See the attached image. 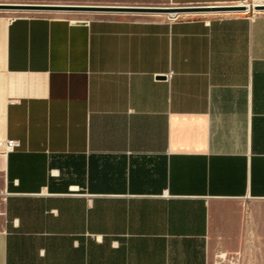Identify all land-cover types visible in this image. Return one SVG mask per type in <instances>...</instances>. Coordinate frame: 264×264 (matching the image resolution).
I'll return each instance as SVG.
<instances>
[{
	"label": "crops",
	"instance_id": "obj_1",
	"mask_svg": "<svg viewBox=\"0 0 264 264\" xmlns=\"http://www.w3.org/2000/svg\"><path fill=\"white\" fill-rule=\"evenodd\" d=\"M91 13H0V264H264V12Z\"/></svg>",
	"mask_w": 264,
	"mask_h": 264
},
{
	"label": "water",
	"instance_id": "obj_2",
	"mask_svg": "<svg viewBox=\"0 0 264 264\" xmlns=\"http://www.w3.org/2000/svg\"><path fill=\"white\" fill-rule=\"evenodd\" d=\"M0 10L13 11H50V12H127L141 14L182 15L186 13L208 12H247L250 8L243 5H209V6H148V7H121L97 5H60V4H0ZM254 12H264V5L253 6Z\"/></svg>",
	"mask_w": 264,
	"mask_h": 264
},
{
	"label": "rangeland",
	"instance_id": "obj_3",
	"mask_svg": "<svg viewBox=\"0 0 264 264\" xmlns=\"http://www.w3.org/2000/svg\"><path fill=\"white\" fill-rule=\"evenodd\" d=\"M264 0H241L239 2H233L224 5H237L241 2L249 3L252 6L255 2ZM0 4H60V5H97V6H121V7H148V6H159V7H170L178 6L171 0H0ZM211 6L222 4H194L193 6ZM1 14L8 16H18L24 14H45L54 12L50 11H13V10H0ZM79 15L93 14L91 12H70ZM107 14L115 15H152V14H141V13H127V12H105ZM250 14L253 13V8L250 10Z\"/></svg>",
	"mask_w": 264,
	"mask_h": 264
},
{
	"label": "built area",
	"instance_id": "obj_4",
	"mask_svg": "<svg viewBox=\"0 0 264 264\" xmlns=\"http://www.w3.org/2000/svg\"><path fill=\"white\" fill-rule=\"evenodd\" d=\"M236 13H238V12H236ZM179 18H180V15L169 16V17H168V21H176V20H178ZM170 76H171V75H170ZM170 76H169V77H170ZM19 145H20L19 142L15 141V140H9V141H7L6 144H5V149H6L7 151H12V150L18 148Z\"/></svg>",
	"mask_w": 264,
	"mask_h": 264
},
{
	"label": "bare ground",
	"instance_id": "obj_5",
	"mask_svg": "<svg viewBox=\"0 0 264 264\" xmlns=\"http://www.w3.org/2000/svg\"><path fill=\"white\" fill-rule=\"evenodd\" d=\"M238 5H243V6H246L247 8L249 7L250 9L253 8V6L255 5H264V1H258V2H255L254 5L252 6L251 4L249 3H245V2H241L239 3ZM244 13V12H243ZM160 16V15H159ZM162 16V15H161ZM169 16H175L174 14L172 15H169Z\"/></svg>",
	"mask_w": 264,
	"mask_h": 264
}]
</instances>
